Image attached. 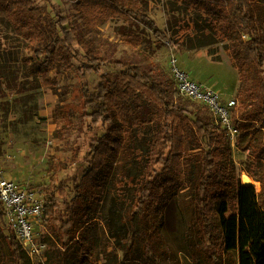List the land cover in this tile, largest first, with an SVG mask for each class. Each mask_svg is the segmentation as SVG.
Segmentation results:
<instances>
[{"label":"trees","instance_id":"16d2710c","mask_svg":"<svg viewBox=\"0 0 264 264\" xmlns=\"http://www.w3.org/2000/svg\"><path fill=\"white\" fill-rule=\"evenodd\" d=\"M171 1L197 10L192 26L182 22L177 31H160L144 16V0H79L80 29L62 36L58 23L63 21L45 16L31 0H0V11L37 46L38 69L49 87L54 84L48 66L74 57L72 37L86 50L81 71L100 76L94 92L83 93L93 106L92 122L105 128L89 147L88 166L73 197L58 187L41 190L47 250L39 264H232L234 254L235 264H264V174L256 179L260 191L242 184L221 119L198 114L190 119L191 98L156 61L124 62L120 71L102 73L106 59L81 37L82 29L94 31L111 19H140L157 39L190 50L208 48L215 62L222 58L212 47L227 42L240 82L231 110L236 147L250 149L252 158L264 165V144L254 145L255 135L264 132V29L256 15L264 0ZM126 42L139 46L143 40L129 35ZM67 120L58 106L54 121L62 134ZM248 136L251 148L239 140ZM181 196L193 209L194 221L191 230L176 235L165 230V214ZM178 212L184 215L183 209ZM6 241L17 264H33L15 237Z\"/></svg>","mask_w":264,"mask_h":264},{"label":"rangeland","instance_id":"374dc122","mask_svg":"<svg viewBox=\"0 0 264 264\" xmlns=\"http://www.w3.org/2000/svg\"><path fill=\"white\" fill-rule=\"evenodd\" d=\"M31 1L44 11L45 16H51L56 22L63 21L62 24L58 23L62 36L74 27L80 29L79 0ZM142 10L144 16L162 32L177 31L182 22L192 26L198 15L195 8L187 9L171 0H144ZM256 15L259 17V27L264 29V2ZM129 35L140 37L143 43L139 46L128 44L126 37ZM81 37L106 59L102 73L120 71L124 62L142 65L150 60L156 61L171 75L177 69L191 80L194 77L207 86H215L224 102L236 101L239 74L225 50L227 42L220 41L212 47L222 58L221 62H215L208 54V48L190 50L184 45L174 47L170 42L157 39L150 27L140 19H111L94 31L82 29ZM35 47L16 30L7 13L0 11V177L15 180L39 192L44 187L62 188L71 198L76 181L88 166L85 157L89 147L105 128L104 123L96 125L92 122L93 106L83 93L84 89L94 92L100 83V76L81 71L82 64L86 62V50L76 37H72L70 47L74 57L68 63L48 66L47 71L54 84V87H49L38 69ZM58 106L68 118V128L63 134L58 131L54 121V111ZM188 110V116L193 120L196 114L202 119L220 118L198 100L189 99ZM184 129L189 137L194 136L193 130ZM255 137L254 145L259 142L264 144V132ZM248 138L239 140L243 146L248 144L251 148L252 142ZM234 139V142L231 140L232 159L242 184L245 185L243 177L246 175L260 191V182L256 179L264 174V165L252 158L250 149L241 151L236 147L238 133ZM62 208L60 204L58 218L61 217ZM178 208L183 209L184 215L178 212ZM193 213L184 197L172 200L165 214V230L176 235L183 234L189 228L191 230ZM44 219L42 216L35 225L40 239L46 232ZM12 237L15 236L9 230L6 218L0 219V264H17L6 241L9 242ZM30 259L33 264L41 262L36 258ZM237 261L238 256L234 254L231 262L235 264Z\"/></svg>","mask_w":264,"mask_h":264},{"label":"built area","instance_id":"2783aa9c","mask_svg":"<svg viewBox=\"0 0 264 264\" xmlns=\"http://www.w3.org/2000/svg\"><path fill=\"white\" fill-rule=\"evenodd\" d=\"M173 75L178 89L184 96L203 102L220 117L222 125L229 131L230 138L234 142L238 131L232 126L230 117L236 101L224 102L214 90L191 80L177 69ZM44 203L42 192L22 186L15 180L0 177V204L9 230L27 254L41 262L46 260L47 244L39 238L35 225L42 218Z\"/></svg>","mask_w":264,"mask_h":264},{"label":"crops","instance_id":"0c3cea01","mask_svg":"<svg viewBox=\"0 0 264 264\" xmlns=\"http://www.w3.org/2000/svg\"><path fill=\"white\" fill-rule=\"evenodd\" d=\"M193 80H195L196 82H198V83H200V84H203V83H201V82H199V81H197L196 79H194V77L192 78ZM203 85H205V84H203ZM206 87H208V88H210V89H212V90H214L216 93H218L219 94V96L221 97V93H220V91L214 86H207V85H205ZM214 88V89H213ZM236 93H237V90H236ZM236 93L234 94V96L236 95ZM221 99H223V98H221Z\"/></svg>","mask_w":264,"mask_h":264},{"label":"bare ground","instance_id":"6f19581e","mask_svg":"<svg viewBox=\"0 0 264 264\" xmlns=\"http://www.w3.org/2000/svg\"><path fill=\"white\" fill-rule=\"evenodd\" d=\"M243 179H244V180H247L248 183H250V184L253 183V181H252L248 176H246V175L243 177Z\"/></svg>","mask_w":264,"mask_h":264},{"label":"water","instance_id":"95a60500","mask_svg":"<svg viewBox=\"0 0 264 264\" xmlns=\"http://www.w3.org/2000/svg\"><path fill=\"white\" fill-rule=\"evenodd\" d=\"M244 182H245V185H246V186H248V185H252V184L248 183L247 180H244Z\"/></svg>","mask_w":264,"mask_h":264}]
</instances>
